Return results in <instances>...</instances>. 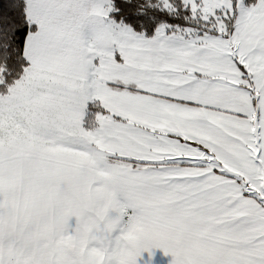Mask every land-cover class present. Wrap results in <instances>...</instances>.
Wrapping results in <instances>:
<instances>
[{"label": "snow or ice", "instance_id": "6c2138e0", "mask_svg": "<svg viewBox=\"0 0 264 264\" xmlns=\"http://www.w3.org/2000/svg\"><path fill=\"white\" fill-rule=\"evenodd\" d=\"M0 264H264V0H0Z\"/></svg>", "mask_w": 264, "mask_h": 264}]
</instances>
